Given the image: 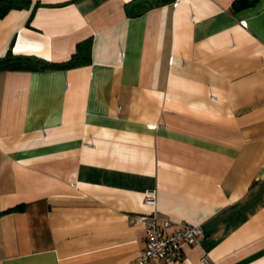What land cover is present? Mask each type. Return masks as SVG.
<instances>
[{
	"label": "crops",
	"instance_id": "0c3cea01",
	"mask_svg": "<svg viewBox=\"0 0 264 264\" xmlns=\"http://www.w3.org/2000/svg\"><path fill=\"white\" fill-rule=\"evenodd\" d=\"M19 1L0 57L89 60L0 71V264H141L154 207L264 264V0Z\"/></svg>",
	"mask_w": 264,
	"mask_h": 264
},
{
	"label": "built area",
	"instance_id": "2783aa9c",
	"mask_svg": "<svg viewBox=\"0 0 264 264\" xmlns=\"http://www.w3.org/2000/svg\"><path fill=\"white\" fill-rule=\"evenodd\" d=\"M155 196L154 190H148L145 202L154 206ZM129 219L132 223L141 224L145 230V244L136 256L141 264L149 260H161L166 264L178 262L182 258V246L200 244L203 237L199 225L172 221L161 216L155 207L149 214H135ZM200 263L218 264L207 253L200 257Z\"/></svg>",
	"mask_w": 264,
	"mask_h": 264
},
{
	"label": "trees",
	"instance_id": "16d2710c",
	"mask_svg": "<svg viewBox=\"0 0 264 264\" xmlns=\"http://www.w3.org/2000/svg\"><path fill=\"white\" fill-rule=\"evenodd\" d=\"M172 0H151L149 5H158L160 3ZM245 4L244 0H236L235 7H241ZM22 3L19 0H0V17L4 16L13 8H20ZM89 60V46L78 45L75 54L71 59L64 63L49 62L34 55L13 54L8 51L3 57H0V71L6 69H26V70H49L61 67H68L83 63Z\"/></svg>",
	"mask_w": 264,
	"mask_h": 264
}]
</instances>
